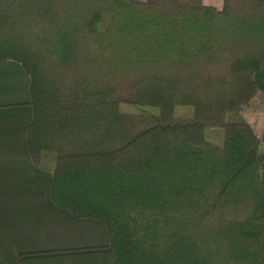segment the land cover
<instances>
[{"label":"trees","instance_id":"16d2710c","mask_svg":"<svg viewBox=\"0 0 264 264\" xmlns=\"http://www.w3.org/2000/svg\"><path fill=\"white\" fill-rule=\"evenodd\" d=\"M3 60L30 78L50 201L106 226L112 264H264V155L235 115L257 93L264 0H0ZM0 264H18L1 238Z\"/></svg>","mask_w":264,"mask_h":264},{"label":"crops","instance_id":"0c3cea01","mask_svg":"<svg viewBox=\"0 0 264 264\" xmlns=\"http://www.w3.org/2000/svg\"><path fill=\"white\" fill-rule=\"evenodd\" d=\"M253 78L264 96V64ZM29 103L23 66L0 61V238L11 245L18 264H112L106 226L50 201L52 174L37 168L27 150Z\"/></svg>","mask_w":264,"mask_h":264},{"label":"rangeland","instance_id":"374dc122","mask_svg":"<svg viewBox=\"0 0 264 264\" xmlns=\"http://www.w3.org/2000/svg\"><path fill=\"white\" fill-rule=\"evenodd\" d=\"M205 4H210L215 7H220L221 0H203ZM259 71V70H258ZM119 109L124 113L130 114H158V109L154 107L136 106L122 104ZM193 114V109L189 106H175L173 115L181 118H189ZM236 117L248 122L256 136L260 139V152L264 155V140H262V133L264 132V96L256 93L251 102L243 108ZM232 117V116H230ZM234 117V116H233ZM205 139L215 145L222 143V132L219 129H206Z\"/></svg>","mask_w":264,"mask_h":264}]
</instances>
